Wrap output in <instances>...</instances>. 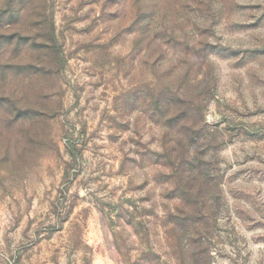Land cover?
Segmentation results:
<instances>
[{
  "label": "rangeland",
  "instance_id": "1",
  "mask_svg": "<svg viewBox=\"0 0 264 264\" xmlns=\"http://www.w3.org/2000/svg\"><path fill=\"white\" fill-rule=\"evenodd\" d=\"M0 264H264V0H0Z\"/></svg>",
  "mask_w": 264,
  "mask_h": 264
}]
</instances>
